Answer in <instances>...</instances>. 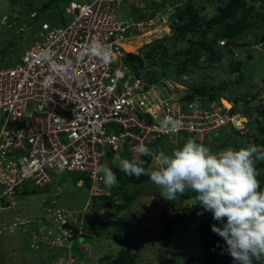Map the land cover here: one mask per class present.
<instances>
[{"label":"built area","instance_id":"2783aa9c","mask_svg":"<svg viewBox=\"0 0 264 264\" xmlns=\"http://www.w3.org/2000/svg\"><path fill=\"white\" fill-rule=\"evenodd\" d=\"M60 5V13L40 20L33 44L18 60L0 65V216L16 209L13 199L25 194L28 183L46 189L64 172L77 173L76 184L89 191L81 207L46 205L35 224L11 222L9 232L33 226L31 249H67L65 256L43 264H76L73 243L93 236L87 228L95 223L93 199L104 185L96 169L109 155L137 158L136 149L144 144L151 145L153 161L164 142L182 143V134L207 144L232 139L248 121L246 114L244 122L235 119L241 113L237 103L227 107L221 99L190 91L149 62L145 45L178 24L171 7L146 8L144 0H64ZM140 38L137 49L143 52L134 51L142 60L138 64L123 44ZM94 40L109 52L107 61L86 52ZM160 58L157 52L154 61ZM166 116L181 121L178 132L161 127Z\"/></svg>","mask_w":264,"mask_h":264},{"label":"rangeland","instance_id":"374dc122","mask_svg":"<svg viewBox=\"0 0 264 264\" xmlns=\"http://www.w3.org/2000/svg\"><path fill=\"white\" fill-rule=\"evenodd\" d=\"M63 1L0 0V65L15 63L18 60L21 53L33 44L35 35L40 27V20L45 17L46 19L53 18L54 14L57 13V8H60V4ZM146 1L148 0H145L146 8L152 6H155L156 9L171 7L173 12L176 9L179 12L185 11V7L188 5L192 8H197L200 20L206 21L216 15L217 7L222 6L227 0H154L148 4ZM48 4L50 5L45 7ZM252 14L248 17L250 27L234 43L228 45V43L223 44L221 41L217 42L216 48L219 50L225 47L232 49L235 59L241 61V68L239 70L232 69L230 57H225L221 62L213 65H207L205 61L206 53L202 52L197 63L187 62V69L179 74V70L182 68V60L184 58L190 59L191 57L190 53H186V49L190 47L188 40L198 41V38L192 37L190 33L177 37L176 28L173 33L170 32V35L165 34L162 36L161 34L162 38L158 39L161 44L156 45L158 48L164 45L170 54V62L164 66L162 64L163 61H158L160 64L154 63L156 65L154 67H157L156 70H160L161 66L165 71L163 73L165 77L186 85L190 91H193L195 84L200 86L201 84L214 85L219 82L226 83L227 88L223 89L221 93L231 98L233 96L238 97L237 100L242 102L237 103L241 109V113L235 119L239 122H242V119L245 121V118L242 116L245 105L248 108L247 112L249 114H253L258 110V107L264 105V23L260 22L257 17L264 15V0H259ZM32 15L35 17H32ZM172 18L173 20L177 18L179 25L183 24V21L176 15L173 14ZM28 24H30V28L26 31L23 28ZM219 28V25L214 26V29ZM210 37L211 35L208 36V40ZM176 78H179L180 81ZM219 99H221L222 104L225 106L229 107V104L231 106L232 101L225 96H220ZM226 101L229 102L228 105H226ZM259 120L262 121L263 117H259ZM1 122L2 116H0ZM247 127L245 130H240V132L232 136L231 146L238 148L235 145V141L241 139L252 144L254 141L253 131H249ZM189 137L187 134H182L180 138L183 139L182 143L173 145V148L164 147L163 145L161 149L153 154L154 157L160 151L171 153L174 148L182 146ZM216 143L218 145L217 151L224 149L219 147L221 144L220 139H213L209 147ZM148 147H151V145H148ZM114 157L109 155L104 160V163L112 166L111 161ZM123 158H126V155ZM154 166L155 159L153 158V162L149 163L148 167ZM114 169L117 170L118 168L113 167ZM261 174H264V171ZM78 176L77 173H61L56 177L55 183L46 189H38L30 182L28 183V190H26L24 195L19 194L14 197L13 201L15 202L16 209L9 208L3 211L0 216V225L2 224L1 226L5 227V230L0 234V264H42V262L48 263L49 260L54 259V256L51 255L57 253L56 249H50L46 245L39 249H31L29 247V242L32 240L34 234L31 224L29 225L31 229L29 231L26 227L18 225L12 232H9L10 224L16 218L18 221L24 219L33 220L35 224L37 217L42 215L41 208L46 205L70 209L83 206L89 196V191L87 186H78L76 184ZM117 181L118 183L112 187L104 184L102 192L108 194L112 189L119 187L118 196H121L125 192H134L136 194V199L132 201L127 211L124 210L121 215L119 212L115 215V217L120 215L122 218L131 219L134 214V218L138 220V223L133 228L132 235H130L134 240L133 243L136 240V247L127 246L126 243L120 242L108 235L107 231L114 229L112 223L115 220L113 216H110L105 226H96V231L99 233L94 237L89 239L82 237L78 239V244L75 243V245L79 248V251L74 250V255L80 260L85 257V264H106L105 256L114 259L122 246H125V248L127 246L130 247L132 253L138 251L136 253L135 264H159V258H161L163 252H167L166 257L168 259L175 258L176 264H199L197 257L203 249L193 229L189 232L177 231L171 239L170 245L159 244L161 241L160 233L162 231L161 221L164 219L160 217L154 202L161 195L159 188L150 181L149 177L136 178L135 176L123 174L121 180L117 177ZM57 186L61 189L59 194H57ZM95 201H98V199ZM118 201V199L111 200L109 203H106V206H102L98 212L104 210L103 216L107 212L117 211ZM61 253L65 254L66 249H62ZM58 256L59 254L57 253V258ZM253 264H259V262L254 260Z\"/></svg>","mask_w":264,"mask_h":264},{"label":"clouds","instance_id":"9594fccd","mask_svg":"<svg viewBox=\"0 0 264 264\" xmlns=\"http://www.w3.org/2000/svg\"><path fill=\"white\" fill-rule=\"evenodd\" d=\"M146 2L150 3L149 0ZM173 31L174 25L168 33L159 34L170 35ZM162 36L150 43L158 42ZM135 41L139 44L136 45ZM128 42L135 46L134 50H128V54L135 55L136 50L143 52V47L137 49L142 43L141 38ZM148 44L145 47H149ZM86 52L101 56L105 61L110 57L99 40L92 41ZM74 75L78 77L80 74ZM181 126V121L172 116H166L161 121V127L170 132H178ZM136 151L139 156H152V150L144 144H140ZM139 156L127 159L117 155L111 161L112 166L108 163L101 164L96 172L108 187L118 183L113 167L136 178L148 176L166 201L173 202L189 190L194 192L192 206L199 205L205 211L212 212L213 219L221 222V226L213 224L212 231L226 242L227 252L233 261L236 264H253L255 260L264 264V188L258 179L257 169V163L264 161V148L247 144L212 151L189 138L171 153L158 152L154 157V167H146V161ZM91 233L93 236L87 238L96 235L93 231ZM56 250L59 256L67 254V249L65 254L61 253L62 249ZM71 251L73 253L72 247ZM57 253L54 259L57 258ZM76 259L78 264V258Z\"/></svg>","mask_w":264,"mask_h":264},{"label":"trees","instance_id":"16d2710c","mask_svg":"<svg viewBox=\"0 0 264 264\" xmlns=\"http://www.w3.org/2000/svg\"><path fill=\"white\" fill-rule=\"evenodd\" d=\"M50 4L46 5L48 7ZM256 5V4H255ZM255 5L248 0H227L222 6L217 7L218 10L216 15L212 16L206 21L200 20L198 16L197 8H192L191 6L186 5L185 11H178L177 9L173 12L180 20L183 21L182 25L173 24L174 29L176 28L177 37L184 36L186 33H190L192 37H197L198 41H193L191 39L188 40L190 47L186 49V53H190V59L184 58L181 62L182 68L179 70V74L183 73L187 68V62L197 63L199 57L202 52H205V61L207 65H213L215 63L221 62L225 57H230V65L232 69L239 70L241 68V61L235 59L233 56V51L229 47H225L224 49H217V42L225 41L223 44L230 45L234 43L239 36L248 28L250 24L248 22V17L252 14V11L255 9ZM57 12L60 13L61 9L58 7ZM257 15V14H256ZM173 16V15H172ZM38 17V16H37ZM36 17V18H37ZM259 21L264 23V15L262 17L257 16ZM31 24V23H30ZM30 24L25 26L26 31L29 30ZM215 25H219V29H214ZM211 35L208 40V36ZM136 45L139 44L138 41ZM157 43V44H156ZM150 43L148 44L150 51L148 52L147 58L150 63L160 64L161 61L164 66L167 65L170 59L169 53L165 49L164 45H161V48H158L156 45L161 44V42ZM157 52L161 53L160 62L154 61V57ZM130 56V60L135 61L138 60L139 63H142V60L136 57L135 55L128 54ZM129 60V59H128ZM167 60V61H165ZM165 61V62H164ZM160 73H165L164 69L160 66ZM178 73V72H177ZM180 81L179 78H176ZM227 88V84L223 82H219L214 85L209 84H201L197 86L195 84L193 91L200 95H208L210 98L219 99L220 96H225L233 103H238L237 96L228 97L225 94L221 93L223 89ZM240 100V99H239ZM236 107V106H235ZM248 108L245 105V109L243 110L244 114L247 115L248 121L247 126L249 131H253V139L252 144L257 145L258 147L264 148V105L258 107L253 114H249ZM263 117V120L260 121L259 117ZM239 116H236L238 118ZM244 120L242 119V122ZM238 133V130H236ZM231 140L228 137L222 138L221 144L219 147L226 148L231 146ZM213 142V141H212ZM204 144L209 147L211 143ZM250 144L246 140H238L235 141V145L240 147L242 145ZM172 147L167 142H164L161 147ZM212 151H217L218 148L217 143L213 146L209 147ZM141 159L146 161V167L149 166V163L152 162V156H142ZM258 169V179L260 180L261 187L264 188V174H261L264 171V161L257 163ZM116 173V176L121 180L122 175L124 174L119 169L113 170ZM141 176L140 178H142ZM100 191L93 199V213L95 223L88 225V229L93 231L95 234L99 232L96 231V226H105L110 216H113L115 220H113L114 229L108 230V235L113 237L114 239L126 243L127 246L136 247V240L131 238L133 228L138 223V220L134 218V214L131 219L122 218L121 213L129 208L132 201L136 199V194L125 192L122 193L121 196L119 194V187L117 189H112L110 193H104ZM103 193V194H102ZM195 193L192 191H186L182 196H179L175 201H166L162 196L158 198L155 204V208L159 212V215L163 221H161L162 231L161 241L159 244H167L170 245L171 239L174 237L177 231L189 232L193 229L196 238L198 236L201 248L203 249L201 254L197 257L199 264H236L233 261V258L227 252L226 242L222 237L218 236L216 233L212 231V225L216 224L217 226H221V222L213 219V214L210 211H205L201 206L193 204V197ZM98 199V201H95ZM113 199H118L119 204L117 211L107 212L102 216L98 214V210L102 208V206H106V203H109ZM120 213L119 216H116V213ZM198 213H201L198 215ZM115 230V232H113ZM87 238L86 236H84ZM89 239V238H87ZM133 243V244H132ZM122 248L119 250L117 256L113 258L109 256H105L106 264H135L136 253H132L130 247ZM72 249L75 251L79 248L77 246H73ZM162 251L163 248H161ZM165 253V254H163ZM161 258H159V264H176V259H168L166 257L167 252H163ZM53 260V259H51ZM49 260V261H51ZM48 261V262H49ZM44 262H42L43 264Z\"/></svg>","mask_w":264,"mask_h":264},{"label":"bare ground","instance_id":"6f19581e","mask_svg":"<svg viewBox=\"0 0 264 264\" xmlns=\"http://www.w3.org/2000/svg\"><path fill=\"white\" fill-rule=\"evenodd\" d=\"M221 42L224 43L225 41L223 40V41H221ZM123 45L125 46V48H126L127 50H134V48H135V46H132V44H129V42L124 43ZM228 104H229V102L226 101V105H228ZM228 106H230V104H229Z\"/></svg>","mask_w":264,"mask_h":264},{"label":"crops","instance_id":"0c3cea01","mask_svg":"<svg viewBox=\"0 0 264 264\" xmlns=\"http://www.w3.org/2000/svg\"><path fill=\"white\" fill-rule=\"evenodd\" d=\"M84 242H85V240H84ZM115 242H116V241H115ZM77 244H78V243H77ZM73 246H76L75 243L73 244ZM73 246H72V247H73ZM82 248H83V247H82ZM73 251H74V249H73ZM76 251H79V249L76 250ZM82 251H84V250H82ZM55 254H56V253H55ZM55 254H52L51 256H54ZM84 259H85V257H83L82 260L78 259V260H79L78 264H85V262H84L85 260H84Z\"/></svg>","mask_w":264,"mask_h":264},{"label":"water","instance_id":"95a60500","mask_svg":"<svg viewBox=\"0 0 264 264\" xmlns=\"http://www.w3.org/2000/svg\"><path fill=\"white\" fill-rule=\"evenodd\" d=\"M249 2L253 3L254 5L255 4H258L259 0H248ZM148 81L151 82V79L148 78Z\"/></svg>","mask_w":264,"mask_h":264}]
</instances>
